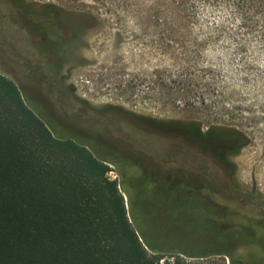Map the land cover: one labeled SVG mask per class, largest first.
I'll use <instances>...</instances> for the list:
<instances>
[{
  "label": "rangeland",
  "instance_id": "rangeland-1",
  "mask_svg": "<svg viewBox=\"0 0 264 264\" xmlns=\"http://www.w3.org/2000/svg\"><path fill=\"white\" fill-rule=\"evenodd\" d=\"M22 2L35 13L22 15L10 0H0V73L17 84L26 104L51 130L57 131L52 126L59 118L57 99L65 95L68 100L71 93L68 102L75 99L85 109L118 108L154 121L234 128L244 135L245 144L230 159L235 169L233 194L236 200L243 199L242 207L264 208V46L257 38L248 37L249 43L240 50L235 38L208 36L206 27L225 13L201 5L191 28L173 33L169 21L152 10L153 4L164 6L167 0H124L121 7L113 4L114 10L109 0ZM51 3L60 6L64 18L41 20ZM136 6L139 11H128ZM190 61L195 66L183 68ZM204 68L205 85L200 82ZM42 103L50 105L52 113L43 110ZM71 131L68 127L57 132ZM196 161L189 156L190 170ZM109 166L110 178H122L115 166ZM184 183L178 180L172 188L143 185L131 192L135 221L152 239L170 241L172 247L160 253L162 264L175 255L200 264H228L229 258L219 253L228 239L216 235L221 228L233 230L236 220L246 222V208L231 207L236 212L229 221L215 215L219 228L214 218L208 220L214 211L209 203L176 193ZM192 183L189 180V189ZM255 221L252 228L264 237V222ZM249 250L256 252V260L261 257L254 243L237 252Z\"/></svg>",
  "mask_w": 264,
  "mask_h": 264
},
{
  "label": "trees",
  "instance_id": "trees-1",
  "mask_svg": "<svg viewBox=\"0 0 264 264\" xmlns=\"http://www.w3.org/2000/svg\"><path fill=\"white\" fill-rule=\"evenodd\" d=\"M10 1L22 15L35 13L22 0ZM109 1L113 10V4L125 5L124 0ZM198 5L225 13L206 27L208 36L235 38L240 50L249 43L248 37L257 38L264 46V0H167L164 6L153 4L152 10L163 15L175 33L191 28ZM63 12L51 3L41 20L64 18L60 16ZM85 13L94 14L91 10ZM193 66L195 61H190L183 68ZM206 70L201 71L200 82L205 81ZM164 123L190 130L199 126L193 121ZM212 128L218 130L221 145L234 142L235 153L245 144L239 130ZM110 170L109 164L97 159L86 146L51 130L26 104L17 84L0 73V264H161L160 253L172 247L170 241L148 235L135 221L129 199L131 192L152 182L144 180L136 185L130 176L110 178ZM214 216L211 213L209 218ZM220 230L216 237L223 235L228 240L225 246L221 244L219 253L229 258L228 264H264V244H256L261 253L256 260L252 250L237 252L249 244L241 241L244 233L240 227ZM164 264L200 263L175 255Z\"/></svg>",
  "mask_w": 264,
  "mask_h": 264
},
{
  "label": "flooded vegetation",
  "instance_id": "flooded-vegetation-1",
  "mask_svg": "<svg viewBox=\"0 0 264 264\" xmlns=\"http://www.w3.org/2000/svg\"><path fill=\"white\" fill-rule=\"evenodd\" d=\"M71 95H67L68 100ZM58 100L59 118L52 126L57 131L69 127L71 132L61 134L86 146L100 161L115 166L120 176L148 180L152 182L148 185L161 188H172L178 180H185L184 187L177 188L176 193L179 196L193 194L203 203H209L214 210L212 213L225 221L235 215L231 207L246 208L249 215L245 217V224L235 222L244 233L241 241L264 244V237L252 228L254 218L255 222H264V208L252 204L242 207L243 199L236 200L233 194L235 169L230 162L236 145L234 142L221 145L217 129L198 126L190 130L187 126L149 120L118 108L85 109L75 99L68 102L65 95ZM65 106L70 111L65 110ZM42 109L51 112L48 104L42 103ZM189 156L197 159L193 170L189 169ZM189 180H193L191 189ZM213 221L221 228L216 219Z\"/></svg>",
  "mask_w": 264,
  "mask_h": 264
},
{
  "label": "water",
  "instance_id": "water-1",
  "mask_svg": "<svg viewBox=\"0 0 264 264\" xmlns=\"http://www.w3.org/2000/svg\"><path fill=\"white\" fill-rule=\"evenodd\" d=\"M126 205L128 206V197H127V195H126Z\"/></svg>",
  "mask_w": 264,
  "mask_h": 264
},
{
  "label": "built area",
  "instance_id": "built-area-1",
  "mask_svg": "<svg viewBox=\"0 0 264 264\" xmlns=\"http://www.w3.org/2000/svg\"><path fill=\"white\" fill-rule=\"evenodd\" d=\"M162 264V263H161Z\"/></svg>",
  "mask_w": 264,
  "mask_h": 264
}]
</instances>
